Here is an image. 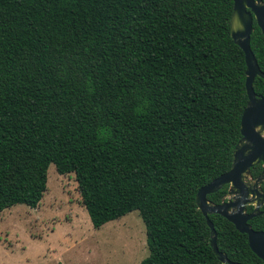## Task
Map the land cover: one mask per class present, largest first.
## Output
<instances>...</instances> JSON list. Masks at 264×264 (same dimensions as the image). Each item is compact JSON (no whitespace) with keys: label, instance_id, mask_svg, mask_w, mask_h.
<instances>
[{"label":"trees","instance_id":"trees-1","mask_svg":"<svg viewBox=\"0 0 264 264\" xmlns=\"http://www.w3.org/2000/svg\"><path fill=\"white\" fill-rule=\"evenodd\" d=\"M232 9L233 0H0V211L35 208L53 164L75 174L94 228L138 210L148 248L138 264H228L195 195L229 170L241 138L246 64ZM253 88L264 96V79ZM209 218L231 261L264 264L245 233ZM248 223L264 230V212Z\"/></svg>","mask_w":264,"mask_h":264},{"label":"rangeland","instance_id":"rangeland-1","mask_svg":"<svg viewBox=\"0 0 264 264\" xmlns=\"http://www.w3.org/2000/svg\"><path fill=\"white\" fill-rule=\"evenodd\" d=\"M40 203L0 211V264H138L148 254L138 210L94 228L75 174L50 164Z\"/></svg>","mask_w":264,"mask_h":264},{"label":"water","instance_id":"water-1","mask_svg":"<svg viewBox=\"0 0 264 264\" xmlns=\"http://www.w3.org/2000/svg\"><path fill=\"white\" fill-rule=\"evenodd\" d=\"M254 20L264 36V0H233L230 35L242 49L246 64L247 102L240 119L241 138L235 145L229 170L201 186L195 195L196 206L210 229L212 250L220 262L228 264L242 263L231 261L225 252L218 249L210 214L221 215L239 232L245 233L250 249L264 263V230H255L248 223L249 219L262 212L260 207L264 204V189L261 186L264 180V96L256 94L253 88L254 78L259 76L264 79V72L260 70L250 47ZM260 162L261 173L253 178L250 169ZM225 185L228 188L219 203L207 198L208 194ZM249 205L253 206L251 212H247Z\"/></svg>","mask_w":264,"mask_h":264},{"label":"flooded vegetation","instance_id":"flooded-vegetation-1","mask_svg":"<svg viewBox=\"0 0 264 264\" xmlns=\"http://www.w3.org/2000/svg\"><path fill=\"white\" fill-rule=\"evenodd\" d=\"M257 165H260V166H261V162L258 163V164H256L255 166H257ZM260 173H261V171L259 172V174H260ZM259 174H258V175H259ZM258 175H257V176H258ZM257 176H256V177H257ZM263 185H264V180H263L262 185H261L262 188L264 189V186H263ZM227 188H228V186H227ZM226 191H227V190H226ZM225 194H226V192H225ZM225 194L223 195V197L221 198V200L224 199ZM221 200H220V201H221ZM218 203H219V202H218ZM249 206H251V205H249ZM247 207H248V206H247ZM263 207H264V204L260 207V210H261L262 212H264V211L262 210ZM252 210H253V206H252ZM247 212H248V211H247ZM250 212H251V211H250ZM262 212H261V213H262ZM261 213H260V214H261Z\"/></svg>","mask_w":264,"mask_h":264}]
</instances>
